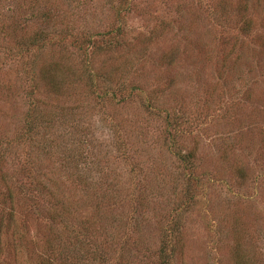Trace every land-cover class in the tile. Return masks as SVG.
Wrapping results in <instances>:
<instances>
[{
  "label": "rangeland",
  "instance_id": "obj_1",
  "mask_svg": "<svg viewBox=\"0 0 264 264\" xmlns=\"http://www.w3.org/2000/svg\"><path fill=\"white\" fill-rule=\"evenodd\" d=\"M0 264H264V0H0Z\"/></svg>",
  "mask_w": 264,
  "mask_h": 264
},
{
  "label": "trees",
  "instance_id": "obj_2",
  "mask_svg": "<svg viewBox=\"0 0 264 264\" xmlns=\"http://www.w3.org/2000/svg\"><path fill=\"white\" fill-rule=\"evenodd\" d=\"M44 38V35H41V34H39L37 37H35V38H33V40L32 41H40V40H42ZM51 85V88L53 89V90H55V88H56V86H57V84H54L53 82L50 84ZM103 93H105V92H103ZM102 96L104 95V94H101ZM100 95V96H101ZM99 96V97H100ZM33 127V125H31V122H29V124H28V131L29 130H31V128ZM181 157V160L184 162V163H188V158H187V156H183V155H181L180 156ZM17 258H16V255H14L13 254V258H12V262L11 263H13V262H16L17 260H16ZM41 259H43V258H41Z\"/></svg>",
  "mask_w": 264,
  "mask_h": 264
}]
</instances>
